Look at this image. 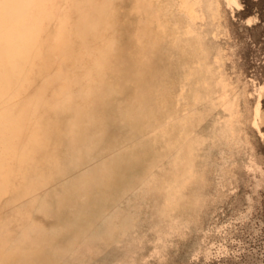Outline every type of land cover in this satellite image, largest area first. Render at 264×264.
<instances>
[{
  "label": "rangeland",
  "instance_id": "rangeland-1",
  "mask_svg": "<svg viewBox=\"0 0 264 264\" xmlns=\"http://www.w3.org/2000/svg\"><path fill=\"white\" fill-rule=\"evenodd\" d=\"M194 1L191 17L167 6L175 27L170 65L185 83V99L161 114L146 85L130 90L121 119L108 111L105 133L81 161L68 145L60 169L38 155L30 162V137L61 89L75 95L81 71L112 32L72 39L67 53L48 48L22 93L2 99L1 109L18 104L20 111H13L17 125L0 123V234H72L51 255L23 250L20 264H264V0ZM117 3L126 52L137 19L133 0ZM92 7L90 0H34L28 10L47 37L59 25L84 22ZM94 94L107 107L121 103L118 93ZM89 105L102 113L96 98ZM226 121L236 131L233 143L221 135ZM175 190L181 209L171 220L163 211ZM0 264L8 258L0 255Z\"/></svg>",
  "mask_w": 264,
  "mask_h": 264
},
{
  "label": "bare ground",
  "instance_id": "bare-ground-1",
  "mask_svg": "<svg viewBox=\"0 0 264 264\" xmlns=\"http://www.w3.org/2000/svg\"><path fill=\"white\" fill-rule=\"evenodd\" d=\"M33 1L0 0V66L3 65L2 72L0 68V105L4 98L11 101V94L19 96L22 93L32 78V72L44 66L43 57L48 48L61 45L67 53L72 39L84 41L93 33L101 32V37L105 33H112L99 48L94 65L81 71L76 81L75 95L70 88L61 89V97L53 101L48 114L37 122L35 132L30 137V162H34L38 155L39 159L51 160L54 167L60 169L64 167V153L68 145L75 148L73 155L77 161L89 156V151L97 147L95 143L101 139V133L106 131L108 117L114 113L116 119H121L124 96L130 90H139L146 85L147 91L153 95V106L161 114L176 108L185 99V83L181 78H174L173 66L171 68L170 65L174 64L171 42L175 27L171 21L173 13L167 6L172 4L176 13L183 12L191 17L194 0H133L131 10L137 22L130 38V49L126 52L120 48L117 32L120 26L118 0H97V5L96 0H90L92 11L84 22H79L73 29L59 25L47 37L40 28L39 18L28 10ZM224 1L226 6H237L234 0ZM162 59L169 61L167 68L159 66ZM161 70L165 77H169V82L165 81L167 84L160 79L165 77H159ZM145 74L150 77L148 82L144 79ZM98 89L118 93L121 103L107 107L102 97L94 94ZM95 98L98 107L103 108L102 113L89 105ZM35 101L41 100L36 98ZM255 103L254 125L259 113V102ZM14 108L20 111L18 104ZM14 108L1 109L0 106V123L4 120L9 127L18 124L19 116L13 113ZM109 110L113 112L111 116H108ZM99 122H103V126H99ZM221 135L232 143L236 141V131L230 121L225 122ZM180 204L179 192L169 191L165 197L164 216L174 220V214L181 209ZM31 264L53 263L38 260Z\"/></svg>",
  "mask_w": 264,
  "mask_h": 264
},
{
  "label": "clouds",
  "instance_id": "clouds-1",
  "mask_svg": "<svg viewBox=\"0 0 264 264\" xmlns=\"http://www.w3.org/2000/svg\"><path fill=\"white\" fill-rule=\"evenodd\" d=\"M72 234H66L63 239H47L43 234L31 237H20L16 232L0 234V255L8 258V264H20L18 254L25 249H37L44 255H51L60 250Z\"/></svg>",
  "mask_w": 264,
  "mask_h": 264
}]
</instances>
